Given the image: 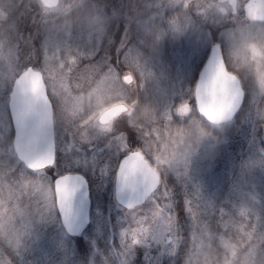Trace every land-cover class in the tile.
<instances>
[{
    "label": "rangeland",
    "instance_id": "obj_1",
    "mask_svg": "<svg viewBox=\"0 0 264 264\" xmlns=\"http://www.w3.org/2000/svg\"><path fill=\"white\" fill-rule=\"evenodd\" d=\"M218 6L227 0H59L50 9L0 0V264H264V33ZM213 42L244 89L238 113L219 124L197 113L193 96ZM28 64L54 111L55 165L37 171L14 153L7 108ZM116 102L129 106L131 132L98 120ZM130 146L162 180L122 209L112 182ZM65 171L89 186L91 222L77 236L54 201L53 177ZM158 225L164 237L150 241Z\"/></svg>",
    "mask_w": 264,
    "mask_h": 264
},
{
    "label": "water",
    "instance_id": "obj_2",
    "mask_svg": "<svg viewBox=\"0 0 264 264\" xmlns=\"http://www.w3.org/2000/svg\"><path fill=\"white\" fill-rule=\"evenodd\" d=\"M39 1L41 2V0ZM58 2L59 0H49L48 7H54ZM257 18L264 19V15H259ZM211 60H213L216 69L212 97L210 101L202 104L200 98L197 96V85L202 77L206 75ZM225 66L226 63L219 43H212L197 74L193 88L194 102L197 112L212 124H219L231 120L239 111L243 103L244 89L241 85L240 79L235 73L228 69L225 70ZM124 79L129 81L130 77L126 76ZM33 95H39L46 105V111L43 114V121L48 133V142L54 146L55 155L54 117L51 100L47 93L42 72L31 65H27L14 77L11 89L8 93V112L13 129L12 145L17 158L26 168L30 170H40L49 166L52 153L49 152L47 160L41 162L32 155L28 148L27 139L21 140L20 143H17L16 140L17 127L15 123V114H19L22 107L26 111L29 109L28 101ZM122 109L123 104L121 103L112 105L100 114L99 119L106 121L112 117V115L119 113ZM126 157L132 158L130 167L134 166L135 170L141 174L142 183L147 185L146 191L137 198L133 197L129 190L121 189L116 179H114V199L119 205L128 208L144 202L159 185L160 176L139 150L129 151L120 159L119 164ZM68 174L81 176L84 180V184L78 186L74 197L72 213L68 218H65L63 200L66 182L64 176ZM53 194L60 222L65 231L69 235L81 234L89 224V212L91 207L89 187L85 176L78 171H67L54 176Z\"/></svg>",
    "mask_w": 264,
    "mask_h": 264
},
{
    "label": "snow or ice",
    "instance_id": "obj_3",
    "mask_svg": "<svg viewBox=\"0 0 264 264\" xmlns=\"http://www.w3.org/2000/svg\"><path fill=\"white\" fill-rule=\"evenodd\" d=\"M215 72L216 69L214 63L213 60H211L206 75L202 77L197 85V96L200 98L202 104L211 100L215 82ZM28 104L29 109L27 111L22 107L19 114H15L17 143H20L21 140L27 139L28 148L32 155L41 162L46 161L49 152H51L52 158L49 168L53 167L55 165L54 146L48 142V133L43 121V114L46 111V105L39 95L31 96ZM131 160V157H126L120 162L116 169L115 179L121 189L129 190L133 197L138 198L146 191L147 185L142 183L141 174L135 170L134 166L130 167ZM64 180L66 184L63 210L65 218H68L73 210L74 197L77 188L84 184V180L79 175L71 174L65 175ZM160 228L161 226L158 225L157 229L153 231L150 241H160L164 237V233ZM139 245H141V243L135 244L134 248ZM130 255L131 251L128 253V256Z\"/></svg>",
    "mask_w": 264,
    "mask_h": 264
},
{
    "label": "flooded vegetation",
    "instance_id": "obj_4",
    "mask_svg": "<svg viewBox=\"0 0 264 264\" xmlns=\"http://www.w3.org/2000/svg\"><path fill=\"white\" fill-rule=\"evenodd\" d=\"M227 3H228V8H227L228 11L226 14L229 17H231V20H236V18H238L239 20L244 19V21H247L249 23L257 24L258 27H260V29L264 33V19H258L257 18V16H259V15H262V16L264 15V0H236L235 3H232V0H227ZM130 88L132 89V92H133V89H134L133 85H130ZM128 109H129V106L127 108H125L121 113L112 117L109 121L114 119L113 123L116 125L118 124L120 127V130H123L126 132H131L132 129H134V125L130 122V120L126 121L125 118L122 117L124 111H126ZM109 121H107V122H109ZM131 149H137V148H135V146H133V147L130 146L126 152H128ZM123 209H125V208H123ZM99 253H100L101 257H103V253H101V250L99 251ZM106 259L109 261L110 260L113 261V256L107 255Z\"/></svg>",
    "mask_w": 264,
    "mask_h": 264
},
{
    "label": "clouds",
    "instance_id": "obj_5",
    "mask_svg": "<svg viewBox=\"0 0 264 264\" xmlns=\"http://www.w3.org/2000/svg\"><path fill=\"white\" fill-rule=\"evenodd\" d=\"M235 2H236V0H232V3H235ZM41 4L45 7V9H47L48 4H49V0H41ZM218 11L221 14H226L228 9L226 7H223V6H218ZM225 70H227V66H225Z\"/></svg>",
    "mask_w": 264,
    "mask_h": 264
},
{
    "label": "trees",
    "instance_id": "obj_6",
    "mask_svg": "<svg viewBox=\"0 0 264 264\" xmlns=\"http://www.w3.org/2000/svg\"><path fill=\"white\" fill-rule=\"evenodd\" d=\"M183 211H178V218L183 223L184 222V215L182 213Z\"/></svg>",
    "mask_w": 264,
    "mask_h": 264
}]
</instances>
